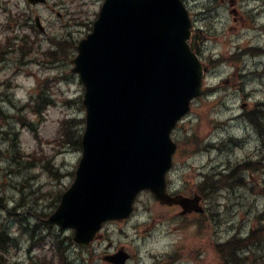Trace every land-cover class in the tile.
Here are the masks:
<instances>
[{"label":"rangeland","instance_id":"1","mask_svg":"<svg viewBox=\"0 0 264 264\" xmlns=\"http://www.w3.org/2000/svg\"><path fill=\"white\" fill-rule=\"evenodd\" d=\"M102 1L46 0L31 6L27 0H0V229L14 238L3 242L0 264H32L37 252L44 256L40 264L55 261V242L65 247L71 264H111L102 256L118 249L129 255L125 264H167L172 256L177 264H218L212 243L254 227L256 214L264 211L262 170L248 171L247 183L239 187L217 183L212 175L203 178L229 172L248 153L255 159L264 151L260 129L249 122L255 115H248L264 108V0H182L194 22V50L208 72L204 94L172 132L178 147L166 187L188 195L198 190L204 213L179 217L180 208L159 204L145 190L129 217L105 222L99 236L81 248L72 241V230L44 218L72 182L81 155L80 149L55 142L63 117H84L83 85L71 71L76 49L69 43L76 45L90 31ZM36 16L44 32L34 26ZM10 38L17 44L26 38L23 53L10 47ZM39 94L52 103L36 118L27 102ZM14 114L23 116L24 124ZM44 156L57 176L44 167ZM251 251L249 263L264 264L256 261L264 245H251Z\"/></svg>","mask_w":264,"mask_h":264},{"label":"water","instance_id":"2","mask_svg":"<svg viewBox=\"0 0 264 264\" xmlns=\"http://www.w3.org/2000/svg\"><path fill=\"white\" fill-rule=\"evenodd\" d=\"M190 27L182 0H104L77 43L71 70L84 86L81 157L46 221L72 228L79 245H89L104 221L127 217L142 189L180 204L181 213L202 211L198 195L165 191L176 149L170 132L203 91L206 68L188 42ZM127 256L104 258L122 264Z\"/></svg>","mask_w":264,"mask_h":264},{"label":"trees","instance_id":"3","mask_svg":"<svg viewBox=\"0 0 264 264\" xmlns=\"http://www.w3.org/2000/svg\"><path fill=\"white\" fill-rule=\"evenodd\" d=\"M8 44H10V47H14L15 45V43L13 42H8ZM26 44V38H22L20 44L18 45L19 47L17 46L15 48H18V50L23 53L26 48ZM56 44L57 47H61L63 45V43L60 42H56ZM69 46L74 48L75 42L72 43V41L70 40ZM46 86L49 87L48 83L46 84ZM51 103L52 102L49 97L39 94L37 96H34L33 99L27 102V105H31L33 107V112L37 118L44 115L45 109L49 107ZM255 109H259V111L252 110L251 114H253V117L255 115L253 123L256 127H258V129H260V133H264V109L261 106ZM14 115L15 116L12 117H15V119L21 121V123L24 124L22 122L23 116L20 115L16 118V114ZM83 124V117H63L59 121L58 138L57 140H55V142L57 141L58 145H61L63 149L71 147L74 150H79L80 136L83 130ZM28 155L34 156V153H30ZM43 159L44 167L57 176V168H53V165L50 163V160L46 156H44ZM231 167L232 168L229 172H223L219 177L218 175L220 172L205 174L204 178L212 175L216 177L217 183L228 184V187H239L245 185L247 183L246 178L248 179L250 177L249 174H244V172L248 173V171L253 172L259 170L264 171V164L260 165L257 163H253L250 165L237 164L231 165ZM204 183L205 182L203 181V184ZM262 189L264 192V179ZM256 219V225L252 227L244 237L240 235H234L226 241L214 244V250L219 258L218 264H250V257L254 253V251H251V245H264V211L262 213L256 214ZM9 239L11 244V241L14 240V238L9 237L4 229H0V257L6 251V247L3 242H6ZM51 249L53 255V257L51 258L55 257L57 260V264H71L70 259L65 253V247L61 245V242H55V245ZM42 258H44V256H42L41 253L37 252L34 255L32 264H40V259ZM254 259L255 258H253V261ZM55 261H52V259L50 258H48L47 260L43 259L42 264H54Z\"/></svg>","mask_w":264,"mask_h":264}]
</instances>
